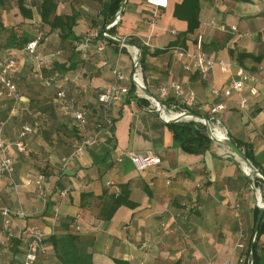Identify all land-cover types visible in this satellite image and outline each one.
<instances>
[{
	"label": "crops",
	"instance_id": "0c3cea01",
	"mask_svg": "<svg viewBox=\"0 0 264 264\" xmlns=\"http://www.w3.org/2000/svg\"><path fill=\"white\" fill-rule=\"evenodd\" d=\"M23 1L29 16L21 12L19 0H0V61L14 59L8 76L17 86L16 96L5 91L0 108L2 136L15 160L12 178L0 176V262L19 263L28 229L38 226L46 236L37 264H60L51 237L68 232L80 237L93 264H119L116 260L127 264H243L260 203L247 172L226 146L215 142L202 154L185 152L159 110L144 96L132 92L114 105L110 110L113 123L104 125L96 143L64 163L75 145L97 131L95 120L102 115L98 96L114 81V67L131 75L136 49L107 40L105 49L99 51L95 41L84 59L61 39L58 30L51 31L42 22L41 0ZM71 1L56 0V13L78 14L73 27L77 37L103 30V0L75 6ZM182 1L167 0V6L156 7L147 0H128L121 20L109 34L126 40L133 37L150 53L165 50L187 30V21L174 16L175 6ZM199 19L196 32L179 46L197 52L195 41L200 35L205 52L229 66L216 65L204 77L195 69L183 68L174 56L179 46H174L159 55L147 54L143 81L151 90L173 81L192 89L205 115L211 106L225 103L226 109L217 117L229 136L253 146L264 167V0H200ZM221 25L226 29H220ZM5 28L32 38L43 33L36 52L43 60L42 69L25 49L2 46L9 34ZM185 62L190 60L185 58ZM238 67L254 76L256 93L214 95L213 87L224 90L237 78ZM53 72L65 76L68 98L88 118L84 127L73 115L61 112L57 86L42 82L43 73ZM122 83L129 86L131 81L127 78ZM25 126H32L33 131L21 138ZM20 140L22 150L16 146ZM128 153L150 154L160 162L138 170ZM40 175L45 176V197L39 195L35 183ZM108 181L120 191L125 186L135 205H121L106 218L104 203L115 193ZM4 208L27 212L9 224L14 235L9 242L2 231ZM260 243L264 247V236Z\"/></svg>",
	"mask_w": 264,
	"mask_h": 264
},
{
	"label": "built area",
	"instance_id": "2783aa9c",
	"mask_svg": "<svg viewBox=\"0 0 264 264\" xmlns=\"http://www.w3.org/2000/svg\"><path fill=\"white\" fill-rule=\"evenodd\" d=\"M147 2L156 7L167 6V0H147ZM116 16L118 17L119 15L117 14ZM212 25L216 26L214 22H212ZM219 28L222 30L226 29L224 25L219 26ZM232 29L235 31L237 30L235 26H233ZM42 40H43V33L37 32V34L33 37L31 41L27 43L25 47V50L36 58L39 69H42L43 60H41V58H39L38 55H36V52ZM123 40H126V39L123 38ZM95 41H98L97 49L99 51H103L108 41L103 36L102 29L90 31L83 38H81L80 40L76 42V48L79 51L80 56L82 58L85 59L88 57L89 52L92 50L93 43ZM120 46H123V45H120ZM195 48L197 52H189L180 46L174 49L175 58L182 64L185 70L190 71V70L195 69L196 71L200 72L204 77L205 76L207 77V75L210 73V71L212 70L214 66L216 65H219L221 67L229 66V62L217 59L213 55L205 52L203 39H202V36L200 35L197 37L195 41ZM138 58H139V51L136 50V55L133 57V70L130 76L126 74L124 70H122L121 68H118V67L113 68L114 81L108 87H106V89L103 92H101L98 96V100L102 105V115L96 118L95 120L97 131L92 137L85 138L81 142V144L74 146L75 148L73 152L71 153L70 157L64 158L65 164L70 158L77 156L79 154H82L85 146L94 145L96 143L99 132L101 131V129L104 128L105 124L110 125L113 123V117L111 115L110 110L114 105H116L125 96L129 94V91H130L129 86L122 83L127 78H129L131 83L134 84L135 93L139 94L140 96H144L145 98L150 100L153 106L156 109H158V102L146 96L142 92L138 84H136V83H141L143 85H146L142 78L143 68H142L141 62L138 61ZM185 58H188L190 62L186 63ZM0 66L2 67L0 71V103H1V100H2V97L5 91H7L8 95L10 96H16L17 87L8 78V70L15 66V61L13 59H9L7 61L0 63ZM41 77L45 85L52 86V84L57 82L58 75L55 73L48 77H43V74H42ZM254 80L255 78L250 72H247L243 67H238L237 78L231 80L228 87L225 88L224 90H219L218 88L213 87L212 93L216 96L223 95L225 97H230L233 92L242 93L245 90H249L252 94H255L256 88L252 86V83L254 82ZM152 93L162 102L166 100L170 95H173L176 97V99H178L179 101L185 104V108L182 111L174 112L172 111L173 109L172 110L169 109L163 103L162 112L160 114L162 117L164 116L165 118L173 117L177 114L190 111L191 109L201 111L204 107L203 105H200L197 102V97H196L195 92L192 89L186 88L179 82L173 81L167 84H160L155 88V90H153ZM57 98L59 100V106H60V110L62 111V113L66 116L73 115L78 121L79 126L84 127L87 123L88 118L83 111L75 107V104L73 103V101L68 98L65 89H60L57 92ZM245 102H246V99L243 98L242 105H244ZM224 109H226L225 103H219V104L213 105L209 108L208 110L209 114L206 116L210 117V121H211L214 132H215L214 126L222 127L225 131V134L223 136H227L228 135L227 129L224 127L222 120L217 117L220 111ZM167 115H169V117ZM188 120H191V119H188ZM2 125L3 123L0 120V176L7 174L12 178V174L14 172L15 160L8 153L9 144L6 142V140L2 136ZM32 131H33L32 126H25L20 132V137L23 138L24 136H26V134ZM16 146L20 150H22L24 147V144L20 140L16 142ZM127 156L132 160V162L135 164L138 170H145L149 166L160 162L159 158L153 155H150V154L143 156V155H138L134 153H128ZM44 178H45L44 175H40L35 180V183L39 191V195L42 197L46 196V188L43 184ZM107 185L114 187L116 195L120 193V187L116 186L113 182L108 181ZM2 215L4 218V224H3L2 231L5 236L4 237L5 241L9 242L14 236L9 228V224L12 222L15 216H27V212L23 209L14 210L11 208H4L2 209ZM45 236H46V233L44 232L43 229H41L38 226H31L26 233V248H25L23 258L21 259L19 263H16V264H37L39 256L45 250ZM0 264H3V263L0 262ZM222 264H231V263L226 261Z\"/></svg>",
	"mask_w": 264,
	"mask_h": 264
},
{
	"label": "trees",
	"instance_id": "16d2710c",
	"mask_svg": "<svg viewBox=\"0 0 264 264\" xmlns=\"http://www.w3.org/2000/svg\"><path fill=\"white\" fill-rule=\"evenodd\" d=\"M122 3L123 0H103L102 13L104 16L103 17L104 27L114 20V18L120 11ZM18 4L21 12L24 15L29 16L31 14L30 10L26 8L23 0H19ZM56 8H57L56 0H41V3L39 5V13L41 15L42 22L48 25L51 31L58 30L61 39L67 40L69 42V45L76 50L75 53L79 55L80 53L76 48V42L80 40V38L77 37L73 31V27L76 25L78 19V14L74 13L69 15L68 14L58 15L56 13ZM199 13H200V0H183L181 3L175 6L174 16L179 19L187 21L188 26H187V30L182 35H180L176 41L172 42L165 50L157 49L153 53H150L149 50H147L146 47L138 43L135 40V38L133 37L127 38V41L142 48L141 65L143 70H145L146 68L147 54L150 53L152 55H159L160 53L166 50H170L174 46L175 47L179 45L184 46L185 40H187L191 34H194L200 25ZM114 27L110 29L111 32L114 30ZM41 28L43 29L44 27L41 26ZM5 29L8 31L9 34L6 36V39L2 45L4 48L25 49L27 43L33 39L28 34H19L14 28H9V29L5 28ZM242 56L243 55L239 54V58H241ZM9 59H13V58H9ZM9 59L8 58L4 59L0 61V63L7 61ZM57 67L59 66L57 65ZM1 68L2 67L0 66V71ZM53 74H55V72H53ZM56 74L58 75L57 82L52 84L57 86L56 93L60 89H65L66 91L67 84L65 83L66 81L64 80L65 76L61 75L62 73H56ZM48 76L50 75L48 74L46 75L43 73V77H48ZM8 78L16 85V83L9 76ZM129 88L130 91L128 95H130L132 92H135V86L133 83L129 85ZM148 88L150 91L153 92V90H151L150 87ZM3 103H0V108L1 105H3ZM163 103L167 105L168 108L172 107L170 109H173L174 111H182L185 108V104L179 101L178 99H176L175 96H169L166 100L163 101ZM168 104L169 105L172 104V106H168ZM190 111H193L200 115H205L202 112L195 109H191ZM0 120L2 121L1 117ZM168 125L175 139V142L185 152L192 154H202L206 152L208 149H210L211 145L213 144V141L211 140V138L207 133L206 126L201 122L195 120H182L174 123L173 122L168 123ZM229 137L244 150L245 154L250 159L254 167L264 175V167L262 165V162L258 160V158L254 155L253 146L243 140H239L231 136ZM255 183L264 186V180L262 178L255 179ZM121 205H128V206L135 205L134 202H132L131 199L129 198L128 190L125 188V186H121V191L118 195H116L115 193L108 195V198L104 203V207L102 209L103 215L106 218L111 217L114 211ZM258 212H259V208L256 209V218ZM253 235H254V229L251 234L249 247L246 250V259L243 262V264H248V258L251 252L250 246ZM262 236H264V214L259 226L258 233L256 235L255 245L253 249V257H254L253 264H264V247H262L260 243V239ZM51 241L58 258L60 259V264H93L92 255L86 252L81 242V239L77 234L68 232L67 234L60 237L53 235L51 237ZM116 261L119 264H127L122 260H116Z\"/></svg>",
	"mask_w": 264,
	"mask_h": 264
},
{
	"label": "water",
	"instance_id": "95a60500",
	"mask_svg": "<svg viewBox=\"0 0 264 264\" xmlns=\"http://www.w3.org/2000/svg\"><path fill=\"white\" fill-rule=\"evenodd\" d=\"M128 0H123V3H122V6L120 8V11L118 13V17L116 16L114 18V20L109 23L108 25H106L104 28H103V36L108 40V41H111V42H114V43H117L119 45H123L125 47H132L136 50L139 51V58H138V61L141 62V57H142V48L135 45V44H132L131 42L127 41V40H123V39H120V38H117V37H114L112 35L109 34V31L112 27L116 26L117 23L120 21L121 17H122V14H123V11L125 9V6H126V3H127ZM136 83V82H135ZM138 84V86L141 88L142 92L150 97L151 99L155 100L158 102V110L159 112L161 113L162 112V108H163V102L160 101L148 88V86L146 85H143L141 83H136ZM164 118V120L167 122V123H171V122H178V121H182V120H188V119H191V120H195V121H198V122H201L203 123L205 126H206V129H207V133L209 135V137L211 138V140L215 143H218V144H221L223 146H226L235 156L237 155L240 160L245 164L246 167L249 168V172H247V175L248 177L250 178V182L252 184V187L254 185V182H253V178H252V175L251 173L252 172H257L258 175L260 176V178H262L264 180V175L259 171L257 170L254 165L252 164V162L250 161V159L247 157V155L245 154L244 150L236 143L234 142L230 137H229V134L227 136H219L217 135L213 128H212V124H211V121H210V117L206 116V115H200V114H197L193 111H186V112H183V113H180V114H177L173 117H169V118H165L164 116L162 117ZM258 208H259V212L257 214V218H256V221H255V226H254V235H253V238H252V241H251V252H250V255H249V258H248V264H253V261H254V257H253V249H254V245H255V240H256V235L258 233V230H259V226H260V223L262 221V218H263V214H264V202H260L258 204Z\"/></svg>",
	"mask_w": 264,
	"mask_h": 264
},
{
	"label": "rangeland",
	"instance_id": "374dc122",
	"mask_svg": "<svg viewBox=\"0 0 264 264\" xmlns=\"http://www.w3.org/2000/svg\"><path fill=\"white\" fill-rule=\"evenodd\" d=\"M80 4H86V0H72L71 1V5H74L75 6V5H80ZM235 158L242 164L244 170L246 172H249L248 168L245 166V164L240 160V158L237 155L235 156ZM251 175H252L253 182H254V185H253L252 188L254 189V191L257 194H259L258 196H260V201L261 202H264V186L261 185V184H258V183L256 184L255 183V179L260 178V176L258 175L257 172H252Z\"/></svg>",
	"mask_w": 264,
	"mask_h": 264
},
{
	"label": "bare ground",
	"instance_id": "6f19581e",
	"mask_svg": "<svg viewBox=\"0 0 264 264\" xmlns=\"http://www.w3.org/2000/svg\"><path fill=\"white\" fill-rule=\"evenodd\" d=\"M169 117V115H167ZM215 128V132L219 135V136H223L225 134V131L222 127H218V126H214ZM248 168V167H247ZM249 170V168H248Z\"/></svg>",
	"mask_w": 264,
	"mask_h": 264
}]
</instances>
